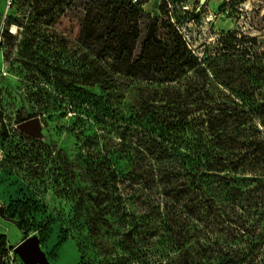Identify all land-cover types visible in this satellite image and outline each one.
Returning <instances> with one entry per match:
<instances>
[{
	"label": "trees",
	"instance_id": "trees-1",
	"mask_svg": "<svg viewBox=\"0 0 264 264\" xmlns=\"http://www.w3.org/2000/svg\"><path fill=\"white\" fill-rule=\"evenodd\" d=\"M167 1L147 13L148 0H11L8 10L16 7L20 18L11 14L2 21L0 12L2 40L10 52L16 49L10 66L36 75L75 108H88L95 124L114 129L90 137L76 131L82 175L73 177L82 196L75 201V220L84 218L80 225L95 252L98 239L118 236L115 227L127 231L120 246L98 255L105 261L85 263L81 256L79 264H119L112 259L115 248L137 264H151L133 257L139 246L154 249L155 264H241L205 233L211 222L200 220L199 212L211 216L217 211L219 193L237 197V184L264 182V119L258 120L259 128L248 100L254 89L235 91L230 85L237 70L231 64L246 63L250 52L237 60L227 56L222 69L208 73L178 31L190 20L197 22L200 12H183V0H172L171 10ZM69 7L78 9L81 22L74 43L54 20ZM10 25L17 27L15 34L8 31ZM222 35L228 53L239 39L230 32ZM222 75L227 80L218 84ZM258 106L264 110V101ZM30 119L22 107L18 124ZM59 154L63 166H70L66 154ZM81 177L92 191L82 192ZM10 207L12 216L5 217L20 229L35 212L30 202ZM190 242L196 244L192 251ZM256 243L263 245L264 238ZM84 250L78 244V252ZM6 251L0 236V256Z\"/></svg>",
	"mask_w": 264,
	"mask_h": 264
},
{
	"label": "rangeland",
	"instance_id": "rangeland-1",
	"mask_svg": "<svg viewBox=\"0 0 264 264\" xmlns=\"http://www.w3.org/2000/svg\"><path fill=\"white\" fill-rule=\"evenodd\" d=\"M171 1L168 0L167 3L169 9L173 10L174 4ZM10 2L11 0H1L2 21L11 14L12 19L20 18L15 13L16 7L13 12L8 10ZM198 4L199 0H183L182 10L192 14ZM160 6L161 0H148L143 9L152 13ZM26 12L29 10L26 9ZM54 20L55 27L65 35L66 40L71 43L78 41L81 22L77 8L64 9ZM3 29H6L5 25ZM17 30L15 25L8 28L12 34ZM181 31L189 42L191 53L199 59L208 73L210 70L222 69V62L228 60L227 56L234 55L237 60L246 52L239 42L232 45L233 52H222L219 45L222 34L230 32L240 39V36L245 37L244 33L255 42L248 46L250 53L246 63L231 64L232 69L240 71L234 70V81L230 85L235 91L254 89L249 92L251 97L248 100L253 107V121L260 128L258 120L264 119V110L258 106L259 102L264 101V0H207L199 13V20H190ZM18 41L17 39L15 42V48ZM15 53L16 49L10 52L0 34V209L6 217H11V204L21 201L30 202L35 212L31 219L22 223L21 229L0 217V236L5 237L7 250L5 256H0V264H23L13 250L28 237L38 239L49 264H79L81 256L85 263L93 258L103 262L106 258L98 255L120 246L127 228L121 230L115 227L118 236L110 240L98 239L93 243L98 252L93 250L85 228L80 225L84 224V218L78 220L79 223L75 220V201L79 197L77 195L82 196L76 186L78 179L73 177L74 174L82 175L75 147L76 139L81 138V135L101 136L103 133H114V129L111 128L112 132H109L110 128L95 124L88 108H75L72 102L56 95L53 88L39 81L36 75L20 71L17 65L10 66ZM205 57L210 59L209 62H204ZM226 66L228 65L224 68ZM249 68L246 76L245 70ZM226 80L222 75L215 81L220 84ZM220 89L229 94L224 87L220 86ZM22 107L31 118L39 119V137L30 138L17 129L18 112ZM260 133L264 140L262 128ZM61 150L66 154L70 166H63L59 154ZM120 168L125 169L121 164ZM62 169H65L64 172ZM79 184L82 192L92 191L84 178L79 179ZM237 185L240 193L237 197L219 193L217 211L208 216L202 210L199 212V219L211 222L205 233L218 241L222 251L233 263L264 264V244L256 246L257 239L260 236L264 238V182ZM84 207L87 209L86 205ZM14 219L17 220L18 217ZM63 231L65 242L60 243ZM201 243L204 244L203 240ZM78 244L86 246L82 254L78 252ZM195 246V243L190 242L187 248L192 251ZM134 248L133 257L155 264L158 258L153 248ZM114 253L112 259L119 264H137L135 258L128 257L122 248H115ZM198 254L203 253L198 250Z\"/></svg>",
	"mask_w": 264,
	"mask_h": 264
},
{
	"label": "water",
	"instance_id": "water-1",
	"mask_svg": "<svg viewBox=\"0 0 264 264\" xmlns=\"http://www.w3.org/2000/svg\"><path fill=\"white\" fill-rule=\"evenodd\" d=\"M206 1L207 0H199L196 13H199L204 8ZM204 59H206V57ZM17 129L30 138L39 137L41 134L40 121L38 118H32L18 124ZM0 217L5 221L12 222V220L5 217L4 212L1 209ZM13 251L14 254L20 258L23 264H49L36 237L25 238L17 246H15Z\"/></svg>",
	"mask_w": 264,
	"mask_h": 264
},
{
	"label": "flooded vegetation",
	"instance_id": "flooded-vegetation-1",
	"mask_svg": "<svg viewBox=\"0 0 264 264\" xmlns=\"http://www.w3.org/2000/svg\"><path fill=\"white\" fill-rule=\"evenodd\" d=\"M223 36V35H221ZM243 36H245L244 38H242L241 36L239 37V44H241V46H244L245 47V51L246 52H249V45L252 46L253 44L250 42V39L246 37V34L243 33ZM219 40H220V47L222 48V52H223V49H225L227 47V45H225L224 41L221 39V37H219ZM235 45V44H234ZM240 46V45H239Z\"/></svg>",
	"mask_w": 264,
	"mask_h": 264
},
{
	"label": "built area",
	"instance_id": "built-area-1",
	"mask_svg": "<svg viewBox=\"0 0 264 264\" xmlns=\"http://www.w3.org/2000/svg\"><path fill=\"white\" fill-rule=\"evenodd\" d=\"M181 30H182V28L178 29V31L180 32V34L183 36V32ZM183 39L186 41V43H187V45H188V47L190 49L189 42L186 40V38L184 36H183Z\"/></svg>",
	"mask_w": 264,
	"mask_h": 264
}]
</instances>
